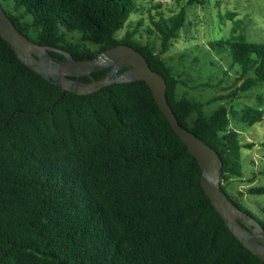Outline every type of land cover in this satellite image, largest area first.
Returning <instances> with one entry per match:
<instances>
[{"label":"trees","instance_id":"1","mask_svg":"<svg viewBox=\"0 0 264 264\" xmlns=\"http://www.w3.org/2000/svg\"><path fill=\"white\" fill-rule=\"evenodd\" d=\"M184 1L194 7L207 0ZM0 4L30 40L76 60L94 59L119 45L141 52L164 76L167 101L180 124L223 160L222 190L251 214L244 196H264V186L237 196L227 188L244 177L242 150L254 144H243L232 128L235 112L226 104L208 114L205 103L180 93L187 83L163 58L188 27L185 8L150 18L149 30L160 39L158 54L136 38L144 20L133 29L129 25L139 13L138 0ZM210 46L227 52L219 56L237 70L236 84L245 80L213 101L232 102L264 87V43L229 38ZM110 70L96 69L92 76L103 79ZM62 95L60 86L25 65L0 36V264H264L206 195L197 159L145 82L115 84L87 96ZM262 121L261 106L247 107L240 118L247 126ZM253 217L264 227L263 219Z\"/></svg>","mask_w":264,"mask_h":264},{"label":"rangeland","instance_id":"2","mask_svg":"<svg viewBox=\"0 0 264 264\" xmlns=\"http://www.w3.org/2000/svg\"><path fill=\"white\" fill-rule=\"evenodd\" d=\"M10 3V2H9ZM139 13L134 15L129 25L135 28L140 19L144 24L140 27L136 38L143 45H150L160 53V39L151 33V17L163 14L171 17L186 9L188 27H184L163 58L172 68L174 74L186 81L187 86L180 85V93H187L206 104V111L211 114L219 105L226 104L235 112L232 128L241 134L243 144H254L242 150L245 175L234 180L227 188L228 192L237 196L246 192L251 186H264V121L247 126L240 122L243 111L249 107L261 106L264 102V87L241 95L229 101H213L228 96L243 81L236 84L239 76L236 69L230 68V61L219 55L226 51L213 50L210 43L221 39L245 38L248 41L264 43V0H207L204 6L189 7L185 1L178 0H138ZM11 9V8H9ZM125 31L120 32V39ZM89 47L96 49L94 45ZM232 112V113H233ZM255 177L253 183L251 179ZM243 206L255 217L264 220L260 206H264V196L246 195Z\"/></svg>","mask_w":264,"mask_h":264},{"label":"water","instance_id":"3","mask_svg":"<svg viewBox=\"0 0 264 264\" xmlns=\"http://www.w3.org/2000/svg\"><path fill=\"white\" fill-rule=\"evenodd\" d=\"M0 36L12 45L25 65L60 86L63 89L62 97L66 92L87 96L115 84L145 82L173 131L197 159L202 170L201 184L206 195L232 233L264 262V227L251 214L237 206L222 190L223 160L215 149L180 124L167 101V83L164 76L152 70L141 52L127 45H119L101 52L94 59L76 60L64 50L30 40L17 29L1 4ZM51 52L61 54L65 60H55ZM125 67L127 69L121 72ZM107 68L111 70L105 78L97 80L92 76L96 69ZM85 77L90 81L81 80ZM54 105L56 103L49 108Z\"/></svg>","mask_w":264,"mask_h":264}]
</instances>
